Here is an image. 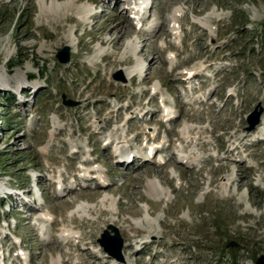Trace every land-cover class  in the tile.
<instances>
[{
	"label": "rangeland",
	"instance_id": "374dc122",
	"mask_svg": "<svg viewBox=\"0 0 264 264\" xmlns=\"http://www.w3.org/2000/svg\"><path fill=\"white\" fill-rule=\"evenodd\" d=\"M50 1L0 0V264H258L264 0Z\"/></svg>",
	"mask_w": 264,
	"mask_h": 264
},
{
	"label": "bare ground",
	"instance_id": "6f19581e",
	"mask_svg": "<svg viewBox=\"0 0 264 264\" xmlns=\"http://www.w3.org/2000/svg\"><path fill=\"white\" fill-rule=\"evenodd\" d=\"M46 1L47 0H44V2L46 3ZM55 1H57V0H51L50 1V3H51V7H49L50 8V10L53 12V13H57L58 12V9L55 7ZM149 4V1L148 0H145L144 1V3H142L141 5H139V6H135V8H134V10H133V13L134 14H136V15H139L141 12H143V10L144 9H146V7H147V5ZM138 9V10H137ZM151 9V8H150ZM135 10H137L136 12H135ZM139 13V14H138ZM177 30H178V24L177 23H175L173 26H171V30H170V32L172 33H175V32H177ZM139 66V65H138ZM138 68H136V70H137ZM135 69H132L128 74H127V76L130 78V79H132L134 76H133V74H135V71H136ZM197 69H191V71H188V72H193V73H195V71H196ZM143 71V70H142ZM187 73V72H186ZM22 100V99H21ZM169 114V113H168ZM259 137V136H258ZM261 139V138H260ZM149 148H153L154 149V147L153 146H151V147H149ZM116 150V149H115ZM131 151V150H130ZM115 153H116V156H118V157H122L123 155L121 154V151H120V147H118V150L117 151H115ZM130 154H135V155H137L136 153H134V152H129ZM126 157H128V154L124 157V159H123V161L124 162H126L125 161V158ZM146 157H150V154L149 155H146ZM99 171H101V172H103L104 170H99ZM88 172H89V169L88 170H86L85 172H83V174L82 175H86V176H89V174H88ZM100 172V173H101ZM101 178H103V174H102V176H101ZM158 179H156V177H154V178H150L149 177V179H148V181H147V187H148V193L151 195V196H155V197H160V196H162V194L163 193H165L164 191V189H163V187H161L160 185H159V182L157 181ZM103 182H105V178H104V180H103ZM10 191L9 192H12V190L13 189H9ZM5 193H8V192H5ZM15 193H13V194H11V195H14ZM24 192L22 193L21 191H19L18 192V194H17V196L21 199V200H23L24 201V203L25 202H27V201H25L24 200ZM159 199V198H158ZM113 202V201H112ZM114 203V202H113ZM142 217L145 219V220H150V216H149V207L146 205L145 206V209H144V212H143V215H142ZM23 256H27L25 253H24V255ZM1 261V260H0ZM56 263V260L55 259H53L52 260V264H55Z\"/></svg>",
	"mask_w": 264,
	"mask_h": 264
},
{
	"label": "water",
	"instance_id": "95a60500",
	"mask_svg": "<svg viewBox=\"0 0 264 264\" xmlns=\"http://www.w3.org/2000/svg\"><path fill=\"white\" fill-rule=\"evenodd\" d=\"M70 46L66 45L62 50L59 51L58 53V58L61 62H68L70 60ZM254 119L250 120V127L249 129H252L255 127V124L257 121H259V114L257 111L253 113ZM112 230L116 232L115 235H111L108 230H105V232L102 234V238L99 239L101 245L105 247L107 252L115 254L118 258L123 259L121 248H122V238L119 235L118 229L110 225L109 226ZM117 245V251L114 252L113 249L111 248V245L114 244ZM112 243V244H111ZM258 264H264V255L261 256L259 261L257 262Z\"/></svg>",
	"mask_w": 264,
	"mask_h": 264
}]
</instances>
